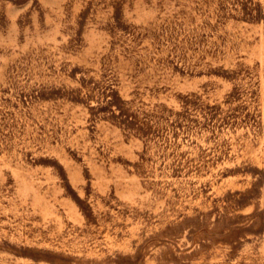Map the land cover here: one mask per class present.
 <instances>
[{
  "label": "rangeland",
  "instance_id": "rangeland-1",
  "mask_svg": "<svg viewBox=\"0 0 264 264\" xmlns=\"http://www.w3.org/2000/svg\"><path fill=\"white\" fill-rule=\"evenodd\" d=\"M0 264H264V0H0Z\"/></svg>",
  "mask_w": 264,
  "mask_h": 264
}]
</instances>
